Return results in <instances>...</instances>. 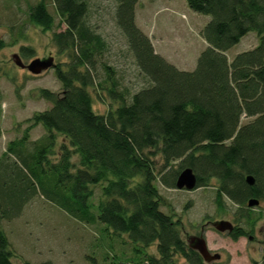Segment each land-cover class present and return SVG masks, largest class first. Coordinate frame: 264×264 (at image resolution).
Wrapping results in <instances>:
<instances>
[{"label": "trees", "instance_id": "obj_1", "mask_svg": "<svg viewBox=\"0 0 264 264\" xmlns=\"http://www.w3.org/2000/svg\"><path fill=\"white\" fill-rule=\"evenodd\" d=\"M49 1L65 26L52 35L68 59L53 68L62 92L40 90L52 107L26 120L22 137L0 157V220L19 218L40 196L70 218L100 224L103 235L137 246L139 256L115 255L107 264H179L180 258L205 264L184 240L180 222L162 211L168 203L159 185L177 189L179 174L190 168L196 189L214 187L219 213L226 200L239 207L241 229L230 236H246L262 218L248 201H264V0H186L195 13L211 16L201 31L208 47L191 72L159 55L137 26L139 0H116L117 27L148 82L131 96L102 60L108 44L87 22L88 2ZM29 20L44 31L55 28L47 0L29 8ZM249 33L257 46L230 62L226 53ZM6 46L0 39V51ZM20 51L34 54L31 47ZM99 90L114 104L104 114L94 110ZM38 126L43 136L32 140ZM153 245L156 255L148 252ZM15 256L0 228V264H14ZM255 264H264V254Z\"/></svg>", "mask_w": 264, "mask_h": 264}, {"label": "rangeland", "instance_id": "obj_2", "mask_svg": "<svg viewBox=\"0 0 264 264\" xmlns=\"http://www.w3.org/2000/svg\"><path fill=\"white\" fill-rule=\"evenodd\" d=\"M89 4L87 22L100 34L108 44V50L102 60L113 67L121 88L133 95L148 85L139 73L127 41L115 20L116 0H86ZM38 0H0V39L7 46L0 51V157L8 144L23 135L27 128L26 120L35 112L49 110L52 105L41 99L39 92L47 89L55 93L62 92V85L55 76L54 69L40 75H33L28 70L18 67L14 55H18L23 64L28 65L34 59L52 57L54 63L64 64L68 61L59 53L52 41L54 32H60L65 26H59L51 1L48 9L55 18V28L44 31L29 20V8ZM211 20V16L195 13L186 0H139L136 8L137 26L151 38L156 52L181 71L195 70L201 53L208 45L201 36V31ZM258 44L256 34L249 33L239 44L226 54L229 61ZM31 47L34 54L26 57L21 54V47ZM99 79H105V72L99 67ZM101 100L93 91L94 110L104 114L113 106L107 93L99 90ZM246 122V121H245ZM43 127L33 129L32 140L43 136ZM168 205L162 207L166 214L174 216L180 222L182 236L189 245L192 238H203L211 255L219 254L220 259L205 264H255L262 260L264 254V201L254 209L262 215L257 227L262 228L255 240L248 237L233 239L227 233H220L213 227L215 222L235 220L237 207L225 201V211L219 213L215 203L213 186L192 191L167 189L159 185ZM98 195L94 201L97 202ZM233 220V221H232ZM16 256L14 264L41 263L53 264H107L104 259L113 256L130 258L136 245L127 238L122 241L119 236L103 235L100 224L80 223L62 210L38 196L13 221L0 220ZM101 239V240H99ZM124 242H128L127 244ZM131 250V251H130ZM150 254H157L156 245L149 248ZM179 264H188L178 259Z\"/></svg>", "mask_w": 264, "mask_h": 264}, {"label": "water", "instance_id": "obj_3", "mask_svg": "<svg viewBox=\"0 0 264 264\" xmlns=\"http://www.w3.org/2000/svg\"><path fill=\"white\" fill-rule=\"evenodd\" d=\"M14 62L18 67L26 69L31 74L36 76L42 74L43 72L49 69H53L56 66L52 57H49L47 59H34L31 63L25 65L22 63L18 55H14ZM246 180L249 185H252L254 183V179L251 176L247 177ZM196 186L197 178L193 170L190 168L184 169L178 176L176 188L178 190L192 191L196 188ZM258 205L259 200L257 199H251L248 201V207H254ZM213 227L216 229V231L220 233H230L233 231L232 223L225 220L215 222L213 224ZM190 247L196 250L202 256L205 263L220 259L219 254L211 255L210 251L207 248L206 241L203 238L192 239V244H190Z\"/></svg>", "mask_w": 264, "mask_h": 264}, {"label": "flooded vegetation", "instance_id": "obj_4", "mask_svg": "<svg viewBox=\"0 0 264 264\" xmlns=\"http://www.w3.org/2000/svg\"><path fill=\"white\" fill-rule=\"evenodd\" d=\"M261 202L262 201L259 200V205L258 206L261 205ZM247 205H248V203H247ZM235 206L237 207V211H236V213H237L239 207L237 205H235ZM258 206L249 207V209H251L254 212V209L256 207H258ZM236 213H235V216H236L235 217V220L234 221L232 220L233 223L231 222L232 225H233V231L230 232V233H227L228 235H231V234H234V233H238L239 232V228H240L239 226L242 225V223H240V222L237 221L239 215H237ZM256 225H257V223L253 226V228L251 229V231L246 235L248 237V239L251 240V241L256 239V237L258 236V233H261L262 232V228L260 229ZM246 236H242V237H246ZM192 239H194V238H192ZM192 239L190 240V244H192ZM190 244H189V246H190Z\"/></svg>", "mask_w": 264, "mask_h": 264}]
</instances>
